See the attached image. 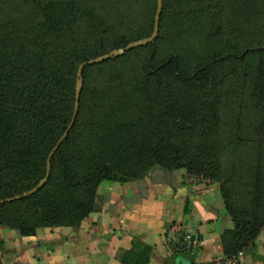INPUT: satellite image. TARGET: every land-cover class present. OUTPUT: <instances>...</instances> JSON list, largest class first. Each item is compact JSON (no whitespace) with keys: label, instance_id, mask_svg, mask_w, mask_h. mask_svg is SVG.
Listing matches in <instances>:
<instances>
[{"label":"trees","instance_id":"1","mask_svg":"<svg viewBox=\"0 0 264 264\" xmlns=\"http://www.w3.org/2000/svg\"><path fill=\"white\" fill-rule=\"evenodd\" d=\"M23 1L33 13L0 32V227L34 236L40 228L79 226L103 181L142 179L156 167L219 179L224 57L189 67L178 54H161L157 37L86 65L80 76L85 63L150 35L120 31L105 7L89 6L80 21L71 3ZM81 82L76 123L50 161L73 121ZM253 83L264 94L262 66ZM49 166L46 184L32 194ZM252 178L244 204L222 191L235 224L227 257L251 247L264 228V174L257 169ZM0 245L7 261L1 231Z\"/></svg>","mask_w":264,"mask_h":264},{"label":"crops","instance_id":"2","mask_svg":"<svg viewBox=\"0 0 264 264\" xmlns=\"http://www.w3.org/2000/svg\"><path fill=\"white\" fill-rule=\"evenodd\" d=\"M189 175L156 167L142 179L105 180L79 226L34 236L3 229L7 264H210L226 257L235 224L220 189ZM189 239L198 244L187 250ZM237 256L238 264H264V228Z\"/></svg>","mask_w":264,"mask_h":264},{"label":"rangeland","instance_id":"3","mask_svg":"<svg viewBox=\"0 0 264 264\" xmlns=\"http://www.w3.org/2000/svg\"><path fill=\"white\" fill-rule=\"evenodd\" d=\"M55 1L71 3L78 9L80 21L89 6L110 9L120 31L135 37L150 35L137 41H145L155 32L156 23L151 30V22L157 19L159 0ZM33 9L23 0H0V32L22 24ZM161 20L158 48L164 56L178 54L189 67L214 55L225 58L219 179L187 171L193 179L216 184L221 194L226 190L234 204H244L253 174L257 169L264 174V94L253 83L257 67L264 69V0H167ZM3 229L8 228L0 227L1 233ZM6 244L5 249H9Z\"/></svg>","mask_w":264,"mask_h":264},{"label":"water","instance_id":"4","mask_svg":"<svg viewBox=\"0 0 264 264\" xmlns=\"http://www.w3.org/2000/svg\"><path fill=\"white\" fill-rule=\"evenodd\" d=\"M163 6H164V2L163 0H159V9H158V13H157V19H156V28H155V32H154V35L150 38H148L147 40L145 41H137V42H134L132 44H129L127 47H125L124 49H119L118 51L116 52H112L110 54H107V55H104L102 56L100 59L98 60H93V61H90L88 63H85L84 65H82V67L80 68V76H82L83 74V70L85 68L86 65L88 64H93V63H98V62H103L107 59H110V58H113L115 56H118V55H123L125 52L135 48V47H138V46H143L145 44H148L150 42H153L156 40V38L158 37V34H159V28H160V20H161V15H162V12H163ZM82 87H83V82H81V85H80V89L78 90V94H77V108H76V112L74 114V118H73V121L69 127V129L66 131V133L64 134V136L62 137V139L59 141L58 145L54 148V150L52 151L51 155H50V161L51 159L53 158L54 154L58 151V149L60 148V146L63 144V142L65 141V139L67 138L68 134L70 133V131L72 130L74 124L76 123V120H77V117H78V113H79V108H80V98H81V94H82ZM51 175V166H49L48 168V174L46 176V178L40 183V185L34 189L31 193H36L40 188H42L47 180L49 179ZM20 198V196H17V197H14V198H11L9 199V201H13V200H16ZM3 201L0 202V204L2 203ZM0 254L1 256L3 257V251H2V248H1V245H0ZM3 264H7V261L6 259L3 257Z\"/></svg>","mask_w":264,"mask_h":264},{"label":"built area","instance_id":"5","mask_svg":"<svg viewBox=\"0 0 264 264\" xmlns=\"http://www.w3.org/2000/svg\"><path fill=\"white\" fill-rule=\"evenodd\" d=\"M198 244V239H189L187 243V250H189L193 245ZM239 258L237 255L232 257H223L213 260L210 264H238Z\"/></svg>","mask_w":264,"mask_h":264}]
</instances>
